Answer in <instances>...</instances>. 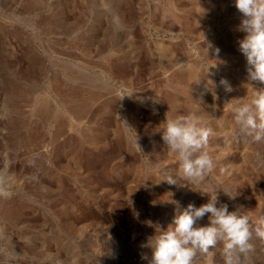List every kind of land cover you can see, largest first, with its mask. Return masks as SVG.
<instances>
[{
    "label": "rangeland",
    "instance_id": "374dc122",
    "mask_svg": "<svg viewBox=\"0 0 264 264\" xmlns=\"http://www.w3.org/2000/svg\"><path fill=\"white\" fill-rule=\"evenodd\" d=\"M188 1L193 4L192 14L201 18L203 25L201 30L193 28L196 30L192 34L165 29L160 21L162 5L156 6L152 0H123L126 6L138 9L141 18L132 20L131 30L114 33L106 51L109 50L112 61L139 64L138 73L146 78V90L142 89L145 92L140 89L141 93L124 97L123 101L144 110L141 123L147 122L148 127L136 137L141 148L145 146L147 150L143 161L130 163L125 161L124 146L117 150L101 136L97 149L94 148L93 178H76L71 174L74 165H59L51 147H23L10 141L16 135L12 122L23 114L30 115L32 106L25 100L23 111L14 112L4 92L12 78L11 63L24 49L42 60V67L49 71L60 61L48 55L49 47L63 57L70 53L83 56L80 41H88L97 24L114 25L111 16L116 0H0V175L10 193L0 197L8 202L13 216L8 231L0 218V264H148L143 257L150 258L151 252L142 245L155 234V228L147 222L167 228L177 210L173 202H178L180 210L188 205L199 207L207 202L208 196L202 194L209 188L235 195L229 199L220 191L218 206L227 204L229 211L238 209L249 215L253 223L256 217L264 215V142L238 136L232 122L233 105L249 100L255 87L264 88V84L250 85L247 78L246 58L239 50V40L245 35L239 30L243 16L234 0ZM148 30L152 36H148ZM70 40L79 49L70 46ZM159 43L171 47L189 43L185 59L196 64L202 80L199 83L200 80L193 79L190 83L204 90L203 80L211 79L216 85V99L207 90L194 97L182 87L174 89L165 79L171 72H179V68L175 65L168 70L167 61L159 59ZM146 46H150L155 58L152 66L141 61ZM86 47L96 51L94 45ZM221 79L229 82L231 92L220 85ZM119 84L122 95L126 94V86ZM158 87L162 95L177 92L182 106L179 115H187L196 107L200 109L198 115L213 129L209 152L215 168L199 185H185L188 182L177 175L174 154L166 149L162 137H153L155 133L162 134V124L149 122L151 100L162 110L156 95ZM46 89L48 86L43 90ZM32 115V121H36L38 116ZM41 126L43 136L48 124ZM12 130L14 134L9 139ZM27 132L31 129L24 130L23 137ZM169 176L176 177L177 184L168 183ZM197 223L206 225L207 215ZM253 244L248 264H264V241L254 239ZM194 264L205 262L198 255ZM211 264H224L219 245Z\"/></svg>",
    "mask_w": 264,
    "mask_h": 264
},
{
    "label": "bare ground",
    "instance_id": "6f19581e",
    "mask_svg": "<svg viewBox=\"0 0 264 264\" xmlns=\"http://www.w3.org/2000/svg\"><path fill=\"white\" fill-rule=\"evenodd\" d=\"M152 1L155 5H162L161 8L164 13L160 21L165 29L175 33L183 31V33L192 34L196 30L193 28H202V19L192 14L193 4L187 3L189 2L188 0ZM112 9L113 15L111 18H113L112 22H114V25L107 24L103 27L97 24L93 35L89 36L88 41H80L81 51H85L83 56L67 53L68 56L63 57L61 54V56L57 54L58 50L55 51L51 49L52 47H49L47 52L50 53L48 55H53V57L60 60L56 64L57 67L51 69V71L47 70L44 66L42 67V60L40 62L36 56H31L24 49L21 56L16 57L15 62L11 63L13 65L10 72L12 73V78L9 80L10 82L7 84L4 92L5 96H7V101H9L10 109L14 112L20 114L23 111L21 109L25 100H29L30 106H32V113L30 115L23 114L12 122L16 135L12 136L11 139V135L14 134L12 130L9 136L10 141L18 142L23 147H51L55 152V158L59 165H66L68 167L74 165V168H71V174L76 178H93L92 170L94 168L92 169L91 166L96 161L94 148L100 143L101 136H104L107 142L117 150L124 146L126 149L125 161L130 163L143 161L144 150H147L145 146L144 149L141 148V143L137 139L138 136L136 137V134H140V132L145 131L148 127L147 122L141 123V116L144 114V110L139 109L138 106H130L124 103L123 99L120 100L122 91L118 87L120 82V84H123L122 87L126 86L128 91H134L136 92L134 94L138 95L143 88L145 89L146 78L139 75L137 69L139 64L138 66H133L129 63L112 61L108 56L109 53H107L109 50L107 49L108 51H106L109 38L114 33L117 34L128 29L131 30L132 20H139L141 15L138 9L135 10L131 5L126 6L123 0H116ZM48 21L50 24L53 23L52 20L48 19ZM147 29H149V26ZM147 32L148 36H152L151 31L148 30ZM59 43L63 44L61 40ZM73 45L71 44L70 46H76V44ZM86 45H94L96 51L94 52L90 47L87 48ZM158 45L161 49L159 59L167 61L168 70L175 65L179 68V72H173V74L171 72V76L169 77L166 75L165 80L174 89L182 87L183 90L188 91L192 96L199 97L206 88L203 90L197 85L192 86L190 83L193 79L200 80V74L196 64L194 62L189 63L185 59V52L189 43L176 44L174 47L165 45L164 43H159ZM95 56H98V59L96 58L94 61L93 58ZM141 61L149 66L154 64L155 58L151 54L150 46L145 49ZM75 68L78 71H75ZM80 72H84V75ZM90 74H94L95 76L91 77L89 76ZM41 81L43 84L40 85ZM45 86H48V89L44 91ZM158 86L160 87L161 85ZM159 87L156 95L162 110H160L161 108L159 109L156 102L151 100V118L149 122L162 124L164 119H166V113L168 116L174 118L182 112V106L178 103L179 95H177L176 91L165 92L162 95ZM194 109L198 114L200 109L196 107ZM34 113L38 116V118L36 116V121H32L31 118ZM44 124H48V129L43 136H40V126ZM27 129H31V132H27L29 135L26 134L23 137L22 132ZM153 135L156 140L162 137V134L158 133ZM43 142L44 145L42 144ZM85 165L87 166L84 167ZM11 211L8 202L0 197V218L3 221V228L7 231L13 218Z\"/></svg>",
    "mask_w": 264,
    "mask_h": 264
},
{
    "label": "clouds",
    "instance_id": "9594fccd",
    "mask_svg": "<svg viewBox=\"0 0 264 264\" xmlns=\"http://www.w3.org/2000/svg\"><path fill=\"white\" fill-rule=\"evenodd\" d=\"M234 5L243 16L239 30L245 35L239 40V50L246 58L248 81L250 85L264 84V0H234ZM216 52L218 54L219 49ZM203 81L206 90L212 92L216 99L214 81L207 78ZM220 85L225 91H232L227 80L221 79ZM255 89L249 100L233 105L232 122L238 136L262 143L264 88ZM134 93L136 92L128 91L120 100L124 97L131 98ZM161 133L166 149L174 154L178 163L177 175L188 182L186 186L199 185L213 172L215 162L209 152L213 129L206 125L196 110L174 118L166 113ZM167 182L177 184L176 177L169 176ZM220 191L229 199L235 198L227 190L209 188L202 194L208 196L207 202L199 207L188 205L180 210L178 202H173L177 204V210L167 228L147 222L148 226L155 228V234L148 237L142 245L151 252L150 258L143 257L148 260V264H194L198 255L205 264H211L218 245L221 246L224 264H248L254 251L253 240L264 241V215L256 217L253 223L249 215L238 209L229 211L227 204L218 206ZM8 195L10 193L5 188L3 176L0 175V196ZM206 215L208 223L201 226L197 222Z\"/></svg>",
    "mask_w": 264,
    "mask_h": 264
}]
</instances>
